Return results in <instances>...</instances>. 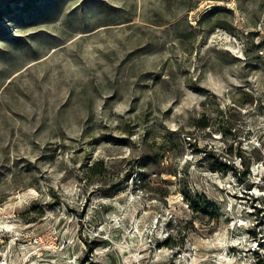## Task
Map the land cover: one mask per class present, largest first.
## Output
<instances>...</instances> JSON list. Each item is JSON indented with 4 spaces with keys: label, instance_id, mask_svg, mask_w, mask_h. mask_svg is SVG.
Returning <instances> with one entry per match:
<instances>
[{
    "label": "rangeland",
    "instance_id": "1",
    "mask_svg": "<svg viewBox=\"0 0 264 264\" xmlns=\"http://www.w3.org/2000/svg\"><path fill=\"white\" fill-rule=\"evenodd\" d=\"M0 264H264V0H0Z\"/></svg>",
    "mask_w": 264,
    "mask_h": 264
}]
</instances>
